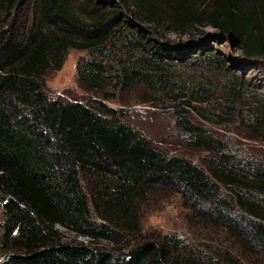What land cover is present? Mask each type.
I'll use <instances>...</instances> for the list:
<instances>
[{
  "label": "trees",
  "instance_id": "16d2710c",
  "mask_svg": "<svg viewBox=\"0 0 264 264\" xmlns=\"http://www.w3.org/2000/svg\"><path fill=\"white\" fill-rule=\"evenodd\" d=\"M197 25L243 62L229 65L206 38L163 34ZM71 49L92 55L79 78L105 99L49 93ZM263 60L264 0H0V249L16 250L0 264H248L245 253L264 263V155L222 127L241 116L243 137L264 144V95L242 76ZM108 86L172 114L199 161L106 103ZM168 193L183 198L187 238L141 230L145 207ZM210 226L242 253L196 252L207 240L189 232Z\"/></svg>",
  "mask_w": 264,
  "mask_h": 264
},
{
  "label": "rangeland",
  "instance_id": "374dc122",
  "mask_svg": "<svg viewBox=\"0 0 264 264\" xmlns=\"http://www.w3.org/2000/svg\"><path fill=\"white\" fill-rule=\"evenodd\" d=\"M195 30L186 34L174 33L169 30L165 31L164 36L171 41L176 43L184 42L189 43L195 40L208 39L210 42L213 40L216 30L207 25V26H196ZM218 43L211 44L216 47L217 54L225 57L226 62L231 66H237L243 62L242 50L239 46L235 45L232 41L223 38L217 41ZM92 55L86 50L71 49L68 53V56L63 64V67L60 70H52L49 72L46 78L47 90L54 97H60L66 100H79L87 102L91 98L94 99H105L101 93H96V91L88 90L86 85L81 82L78 74V65L80 60L90 59ZM241 74V72H239ZM209 74V73H207ZM244 76L245 81L247 80L248 87L253 91H260L264 95V60L262 64L257 65L256 67H250L245 71ZM107 91L113 93L112 98L106 99V103L114 108H125L129 109L132 113V119L141 124L142 128L153 132L160 137L159 140H162V137L173 135L177 137L174 147H170V151L175 154H183L193 160L199 161L201 153L187 152L184 145L181 143L182 135L177 133L176 125L174 122V116L172 114L165 112L164 114H156V107L145 104H128L124 101V98L120 94V90H116L112 86L106 88ZM131 96V94H130ZM123 97V98H122ZM197 105V104H196ZM198 106L213 107V104H198ZM193 113L195 112L191 109ZM241 116H237L229 125H223V131L227 133V137H231L236 140V144H240L243 147L249 146L254 148L258 152L264 155V144L256 140H246L243 137V125H245V120L242 121ZM209 124V123H206ZM238 141V142H237ZM166 146V144H162ZM261 150V151H260ZM261 156V154H259ZM181 196L176 195L175 193H168L166 195H160L157 197L150 205L146 206L144 209V217L141 220V230L143 234L160 231L163 234L167 233H177L183 237L187 238L188 233H186L187 226L185 225V219L187 216L185 212L188 211L184 207V201ZM5 220L3 213V203L0 202V241L3 235L2 223ZM202 232V233H201ZM193 238H200L198 240H207L204 243V246L198 245L196 242V252L201 253V256L205 255L206 252H213L211 248L221 247L222 249H230L234 254L242 253V250L235 248V243L231 242L228 238L227 232L223 229L210 226L208 229L199 227V231L194 233L189 232ZM195 236V237H194ZM196 240V241H198ZM195 243V240H192ZM203 243V241H199ZM105 244V242H104ZM208 247L209 249H206ZM16 252V250H10L5 252L0 249V262L9 254ZM243 255V254H242ZM251 262L252 257L246 253L243 256V261ZM250 262L248 264H250ZM264 264V263H260Z\"/></svg>",
  "mask_w": 264,
  "mask_h": 264
}]
</instances>
